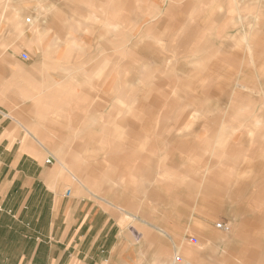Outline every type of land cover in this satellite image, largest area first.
<instances>
[{
	"label": "rangeland",
	"instance_id": "374dc122",
	"mask_svg": "<svg viewBox=\"0 0 264 264\" xmlns=\"http://www.w3.org/2000/svg\"><path fill=\"white\" fill-rule=\"evenodd\" d=\"M0 7V108L46 127L30 132L80 194L174 237L191 257L264 264V0ZM25 33L27 49H15ZM23 51L36 82L30 96L6 97ZM182 217L187 226L173 225Z\"/></svg>",
	"mask_w": 264,
	"mask_h": 264
},
{
	"label": "crops",
	"instance_id": "0c3cea01",
	"mask_svg": "<svg viewBox=\"0 0 264 264\" xmlns=\"http://www.w3.org/2000/svg\"><path fill=\"white\" fill-rule=\"evenodd\" d=\"M78 21L75 18L77 24ZM27 37L28 33L22 34L15 49H27ZM23 54L28 53L23 51L18 62L25 67L10 70L13 73L5 76V84L14 91L6 93V97L30 96L25 92L36 82L29 70L35 64L27 65L29 60H23ZM79 64L81 61L76 62ZM21 118V113L13 116L7 108H0V264L172 262L171 253L177 246L174 237L158 234L150 229L151 225L127 217L123 210L93 194H80L68 170L60 168L56 158L47 152L44 136L30 132L46 127L37 122L31 125ZM49 159L52 164L47 163ZM73 177L83 184L80 178ZM173 225L184 227L188 220L182 217ZM172 231L174 236H181V230ZM177 247L176 255H185L193 264H219V257L209 252L199 251L191 257L183 252L182 245ZM177 263L180 264H172Z\"/></svg>",
	"mask_w": 264,
	"mask_h": 264
},
{
	"label": "built area",
	"instance_id": "2783aa9c",
	"mask_svg": "<svg viewBox=\"0 0 264 264\" xmlns=\"http://www.w3.org/2000/svg\"><path fill=\"white\" fill-rule=\"evenodd\" d=\"M22 59L25 60V61L29 60V55H28V54H23V55H22ZM47 163L52 164V160H51V159L47 160ZM217 226H218V228L221 229V230H225V231H228V230H229V227H228L226 224L220 223V224H218ZM190 241H191V243H193V244H195V245H197V244L199 243V241H198L197 238H191ZM177 261H178L179 263H181L182 258H181L180 256H178V257H177Z\"/></svg>",
	"mask_w": 264,
	"mask_h": 264
},
{
	"label": "bare ground",
	"instance_id": "6f19581e",
	"mask_svg": "<svg viewBox=\"0 0 264 264\" xmlns=\"http://www.w3.org/2000/svg\"><path fill=\"white\" fill-rule=\"evenodd\" d=\"M177 257H178V256H176V259H175V261H177ZM177 262H178V261H177Z\"/></svg>",
	"mask_w": 264,
	"mask_h": 264
}]
</instances>
